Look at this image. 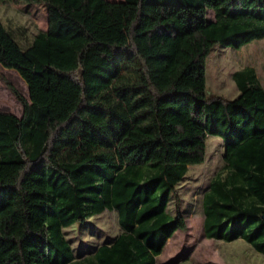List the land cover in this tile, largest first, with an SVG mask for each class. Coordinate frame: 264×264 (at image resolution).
Instances as JSON below:
<instances>
[{
  "label": "trees",
  "instance_id": "16d2710c",
  "mask_svg": "<svg viewBox=\"0 0 264 264\" xmlns=\"http://www.w3.org/2000/svg\"><path fill=\"white\" fill-rule=\"evenodd\" d=\"M9 1L43 5L48 29L23 49L0 21V66L29 96L0 73L21 106L0 110V264H157L187 228L178 187L210 136L224 164L204 234L264 255V86L246 67L228 99L206 75L215 47L264 39V0ZM105 212L122 232L76 259L64 230Z\"/></svg>",
  "mask_w": 264,
  "mask_h": 264
},
{
  "label": "rangeland",
  "instance_id": "374dc122",
  "mask_svg": "<svg viewBox=\"0 0 264 264\" xmlns=\"http://www.w3.org/2000/svg\"><path fill=\"white\" fill-rule=\"evenodd\" d=\"M123 1V0H109ZM210 19L213 15L210 13ZM0 21L14 33L23 49L39 32L48 29V13L41 4L16 5L9 0L0 4ZM246 67L256 70L264 86V39L254 41L240 50L215 47L206 60L207 92L228 99L240 95L233 74ZM4 75L21 94L28 98L27 86L19 75L0 66ZM0 110L21 115V106L6 85L0 81ZM223 142L210 136L200 163L191 164L187 178L178 187L181 212L186 218V230L177 231L157 264H264V255L257 253L243 240L223 242L207 239L204 234L203 194L212 178L223 167ZM177 198L172 197L169 210L176 213ZM122 232L116 212L91 218L86 224L64 230L76 259L93 254L104 244L111 243Z\"/></svg>",
  "mask_w": 264,
  "mask_h": 264
}]
</instances>
